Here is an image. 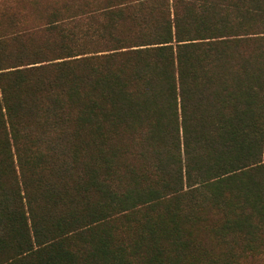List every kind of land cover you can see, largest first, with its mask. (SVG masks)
Instances as JSON below:
<instances>
[{
	"label": "trees",
	"instance_id": "16d2710c",
	"mask_svg": "<svg viewBox=\"0 0 264 264\" xmlns=\"http://www.w3.org/2000/svg\"><path fill=\"white\" fill-rule=\"evenodd\" d=\"M0 264H264V0H0Z\"/></svg>",
	"mask_w": 264,
	"mask_h": 264
}]
</instances>
